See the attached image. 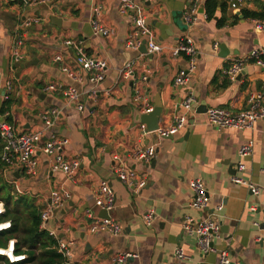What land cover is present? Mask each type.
Returning a JSON list of instances; mask_svg holds the SVG:
<instances>
[{"label": "crops", "instance_id": "0c3cea01", "mask_svg": "<svg viewBox=\"0 0 264 264\" xmlns=\"http://www.w3.org/2000/svg\"><path fill=\"white\" fill-rule=\"evenodd\" d=\"M206 1L190 25L184 18L193 0H146L147 22L163 52L148 50L145 54L140 51L142 46L136 49L130 44L137 41L133 14L120 12L121 0H0V122L13 125L18 132H39L44 125L42 113L64 108L48 135L69 139L66 157L81 160L74 182L68 184L71 199L50 222L59 239L72 243L73 264H112L118 254L127 252L135 256L125 264H217L222 250L237 264H264V120L247 130L218 129L207 123L209 109L238 114L248 110L251 97L264 90V65L249 58L252 50L264 47V31L254 28V21L264 18V0H244L241 13L231 8L235 0H218L212 18L205 12ZM242 12L256 17L242 18ZM220 20L224 24L219 26ZM93 21L112 33L96 34ZM27 22L31 24L22 49L24 58L14 73L15 35ZM185 39L197 51V66L188 83L179 87L174 80L189 63L185 55L175 57L173 52ZM67 40L108 64L105 80L94 88L95 99L88 96L93 85L86 76L78 83L61 72V66L74 64L75 48L66 46ZM57 55L61 62L55 61ZM236 61L245 62L244 74L232 82L225 70ZM128 63L133 64L135 82L122 77ZM9 80L15 89L6 102ZM50 83L77 88L85 110L65 107L60 93H44ZM138 96L152 110L163 108L159 127L170 126L184 112L180 106L189 96H194L196 104L188 113L187 126L161 139L143 134L135 112L145 114V104L137 103ZM251 141L253 153L242 158L240 149ZM152 145L156 153L150 165L134 159L138 151ZM38 157L36 177L5 167L0 168V175L16 195H30L43 211L63 177L50 171L47 158ZM240 162L244 171L237 169ZM118 167L135 170L139 179L147 181L146 187L139 191L128 187L115 177ZM235 176L260 186V195H253L248 186L234 184ZM195 179H201L209 193L204 212L190 206L195 198L190 182ZM102 182H108L115 193L108 219L121 227L120 236L91 233L95 219L89 213L104 218L97 203ZM0 206L5 213L4 204ZM151 213L156 219L148 226L145 216ZM208 216L220 224L222 239L214 241V251L204 254L196 238L183 229V222L186 217ZM177 249L183 250L185 259L175 257Z\"/></svg>", "mask_w": 264, "mask_h": 264}, {"label": "built area", "instance_id": "2783aa9c", "mask_svg": "<svg viewBox=\"0 0 264 264\" xmlns=\"http://www.w3.org/2000/svg\"><path fill=\"white\" fill-rule=\"evenodd\" d=\"M8 1L10 3H27L26 0ZM121 2L120 12L125 15L131 12L133 14L137 41L135 43L131 42V46L138 49L140 46L146 44L151 54L162 53L163 47L155 42L153 32L149 28L147 22L145 13L146 0H121ZM202 2L203 0H193L190 11L184 18L187 24L192 25L197 21ZM243 2L244 0H235L232 2V10L241 13L240 7ZM95 11L99 15L101 13V8L98 7ZM30 24V22L25 23L15 35L12 49V69L14 73L16 72V67L21 64L24 58L22 49L27 39ZM93 26L96 34L109 36L112 33L111 30L101 27L96 21H93ZM254 28L256 31H264V19L255 20ZM65 45L75 48V55L73 57L74 64L61 66V72L70 80L78 83H81L86 76V80L93 85L88 91V96L90 99H95L97 91L94 88L99 86L106 78L108 69L106 60L88 55L80 44H76L72 40H67ZM214 47L217 49L218 45L215 44ZM181 54L187 57L189 67L186 71H181L175 78L174 84L179 87L185 86L189 81L190 74L196 70L197 51L191 40L185 39L175 47L173 55L178 57ZM263 57L264 47L254 49L249 54L251 60H255L261 65H264ZM55 61L61 62L62 57L57 55ZM244 67V61L234 62L225 70L228 79L232 82L236 81L238 76L244 71ZM122 77L127 81L135 82L136 74L132 63H128L125 66L122 71ZM143 79L146 80L145 77ZM14 89V82L11 80L7 81V92L4 95V100L6 102L11 101V93ZM43 92L50 94L60 93L65 100V107L74 106L81 112L85 110V106L81 102V93L74 86H66L62 83H50L43 88ZM136 101L137 103L143 102L145 104L144 113L152 111V108L149 107L145 98L138 96ZM195 104L196 99L194 96H189L180 106L184 112L176 116L174 122L170 126L159 127L156 131L150 132L147 130L146 125L143 124L140 126L143 134H155L161 139L173 137L187 126L188 113L192 111ZM250 105L251 107L248 110L238 114H232L221 108L209 109L207 111V123L218 129L233 128L236 130H247L252 128L257 121L264 120V90L251 97ZM63 111L64 108H52L46 113H42L40 117L44 125L43 129L39 132H18L13 125L0 122V165H3L10 171H20V173L24 172L28 176L36 177L39 172L40 163L38 155L40 154L48 159L50 171L55 174H60L63 177L59 186L51 191L47 205L41 212L40 229L57 241L58 252L65 258L64 264H73L70 251V245H72V243L59 239L57 229L50 226V222L54 219L57 210L71 199V192L68 189V184L74 182L75 175L81 166L80 159L66 157L65 149L69 145V139L54 133L48 135L49 130L59 122ZM253 147V142H248L246 145L242 146L239 155L242 158L250 156L253 153ZM155 153L156 145H152L138 151L134 159L146 165H150L155 157ZM237 169L238 171H244L246 168L245 165L240 162L238 163ZM114 175L117 179L135 191H139L147 185V181L145 179H139L135 170H127L124 167H118L114 170ZM232 182L237 185L248 186L255 196L261 193L260 186L249 183L238 176L233 177ZM190 187L195 195L190 206L198 211L204 212L208 206L210 197L203 181L201 179L192 180L190 182ZM97 203L101 209L106 210L108 213L114 207L115 193L108 182L101 183L100 195L97 198ZM254 210L255 208H253V211ZM3 213L4 210L0 208V217ZM89 217L95 219V222L91 226V233L106 231L113 236L121 235V227L111 219L97 218L91 212L89 213ZM155 219L154 213H151L145 216V223L150 226ZM11 226L12 223L10 221L0 222V232L11 229ZM183 229L196 238L197 245L204 254H209L214 251L215 249L212 244L216 239H222L221 226L211 216L200 219L186 217L183 222ZM15 242L16 240H10L6 248L0 247V258H7L11 263L20 262L25 259L26 256H16L13 260L10 255L5 254L7 251L11 250L14 255ZM134 256L135 254L130 252L118 254L113 259L112 264H125L129 259L134 258ZM175 257L178 259H185L186 255L182 249H177ZM217 264L237 263L230 258L228 251L222 250L220 251Z\"/></svg>", "mask_w": 264, "mask_h": 264}, {"label": "trees", "instance_id": "16d2710c", "mask_svg": "<svg viewBox=\"0 0 264 264\" xmlns=\"http://www.w3.org/2000/svg\"><path fill=\"white\" fill-rule=\"evenodd\" d=\"M217 5L218 0L206 1L205 12L208 18L214 16ZM242 14L246 19L256 17L246 12ZM234 19L237 20L238 16L235 15ZM223 24V20H220L219 26ZM1 111L5 113L6 108L3 107ZM2 167L4 166L0 165ZM1 203L5 206V213L0 217V222L10 221L12 226L11 229L0 232V247L6 248L10 240H16L14 256L26 257L15 263L7 258H0V264H64L65 258L58 252L57 241L40 229L42 209L36 205V199L27 194L16 195L11 183L0 175Z\"/></svg>", "mask_w": 264, "mask_h": 264}, {"label": "water", "instance_id": "95a60500", "mask_svg": "<svg viewBox=\"0 0 264 264\" xmlns=\"http://www.w3.org/2000/svg\"><path fill=\"white\" fill-rule=\"evenodd\" d=\"M241 17L243 18L242 15ZM52 19L54 22L56 18H52ZM140 51L145 54H148V49H147L146 44L142 46ZM243 74L244 73H242L241 75ZM201 112H206V110L199 111V113ZM162 114H163V108L159 106H156L155 108H153V110L149 113L141 114L139 110H136L135 112V116L138 117L139 119L138 123L145 124L147 127V130L150 132L156 131L159 128V123H160ZM101 217L110 218L106 210H104V212L101 213ZM261 245L262 246L264 245V240L261 242ZM212 246H214V243L212 244Z\"/></svg>", "mask_w": 264, "mask_h": 264}, {"label": "bare ground", "instance_id": "6f19581e", "mask_svg": "<svg viewBox=\"0 0 264 264\" xmlns=\"http://www.w3.org/2000/svg\"><path fill=\"white\" fill-rule=\"evenodd\" d=\"M7 252H8V251H7ZM15 257H16V256H15ZM15 257H14V258H15Z\"/></svg>", "mask_w": 264, "mask_h": 264}]
</instances>
